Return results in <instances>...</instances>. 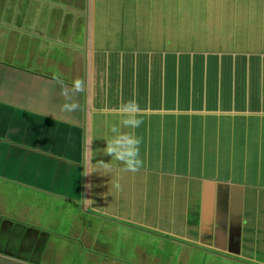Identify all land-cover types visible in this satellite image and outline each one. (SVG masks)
Returning a JSON list of instances; mask_svg holds the SVG:
<instances>
[{
  "label": "crops",
  "instance_id": "obj_1",
  "mask_svg": "<svg viewBox=\"0 0 264 264\" xmlns=\"http://www.w3.org/2000/svg\"><path fill=\"white\" fill-rule=\"evenodd\" d=\"M0 264H264V0H0Z\"/></svg>",
  "mask_w": 264,
  "mask_h": 264
}]
</instances>
